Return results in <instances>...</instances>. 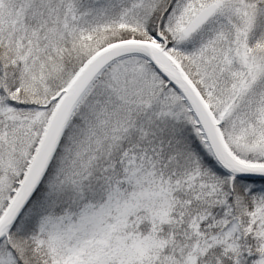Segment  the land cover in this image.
Returning a JSON list of instances; mask_svg holds the SVG:
<instances>
[{"label": "snow or ice", "instance_id": "obj_1", "mask_svg": "<svg viewBox=\"0 0 264 264\" xmlns=\"http://www.w3.org/2000/svg\"><path fill=\"white\" fill-rule=\"evenodd\" d=\"M0 264H264V0H0Z\"/></svg>", "mask_w": 264, "mask_h": 264}]
</instances>
